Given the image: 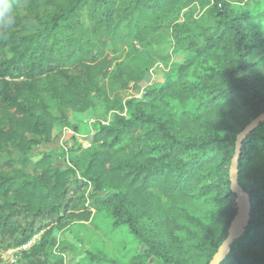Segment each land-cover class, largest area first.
<instances>
[{
    "label": "trees",
    "instance_id": "trees-1",
    "mask_svg": "<svg viewBox=\"0 0 264 264\" xmlns=\"http://www.w3.org/2000/svg\"><path fill=\"white\" fill-rule=\"evenodd\" d=\"M246 1L19 0L0 29V255L38 234L16 264H64L56 233L93 205L144 245L124 264L209 263L236 213L237 136L264 111V73L250 72L264 10ZM170 45L181 62L165 83L124 100ZM95 105L112 117L70 148L69 167L29 159L57 125L76 131L68 112ZM237 180L249 218L220 264H264V119L242 140Z\"/></svg>",
    "mask_w": 264,
    "mask_h": 264
},
{
    "label": "rangeland",
    "instance_id": "rangeland-1",
    "mask_svg": "<svg viewBox=\"0 0 264 264\" xmlns=\"http://www.w3.org/2000/svg\"><path fill=\"white\" fill-rule=\"evenodd\" d=\"M246 5L253 11L264 10V0H247ZM197 14L199 13L196 12L195 15ZM168 50L170 56L166 61L157 62L143 80L137 84L128 85L124 92V100L143 99L148 90L165 83L166 78L173 73L176 64L181 62L178 55L173 54L171 45ZM250 61L255 63L250 72L258 70L264 73V47L255 49L250 56ZM175 107L193 111L196 110V102L191 101L184 105L175 103ZM111 117V112H106L101 105H95L83 113L68 112L69 121L77 127L76 131L57 125L52 140L34 146L29 159L34 162L43 154H49L55 166L69 167L71 159L77 155V153H72L70 148H76L83 142L91 140L97 124H105ZM92 207L93 213L88 221L72 223L56 233L58 245L65 248L63 251L64 264H94L88 261V253L124 264L130 262L136 254L144 252V245L135 239L126 226H114L113 219L107 210L93 205ZM38 237L39 235L36 234L31 239L36 241ZM7 260L3 251L0 255V264H7ZM107 260H103V264H110ZM145 264L160 263L151 257L146 260Z\"/></svg>",
    "mask_w": 264,
    "mask_h": 264
},
{
    "label": "water",
    "instance_id": "water-1",
    "mask_svg": "<svg viewBox=\"0 0 264 264\" xmlns=\"http://www.w3.org/2000/svg\"><path fill=\"white\" fill-rule=\"evenodd\" d=\"M263 119L264 111L259 114L250 124H248L244 128V130L237 136L235 152L231 159L229 167L230 189L236 195V213L229 224L225 239L222 241V243L212 256L208 264H220L225 259V257L229 253L230 244L240 236L244 226L248 221L250 211V199L248 194L242 189L237 180L238 158L240 154L242 140L247 135V133L251 129H253L258 124V122Z\"/></svg>",
    "mask_w": 264,
    "mask_h": 264
},
{
    "label": "clouds",
    "instance_id": "clouds-1",
    "mask_svg": "<svg viewBox=\"0 0 264 264\" xmlns=\"http://www.w3.org/2000/svg\"><path fill=\"white\" fill-rule=\"evenodd\" d=\"M19 6V0H0V29L14 26Z\"/></svg>",
    "mask_w": 264,
    "mask_h": 264
},
{
    "label": "built area",
    "instance_id": "built-area-1",
    "mask_svg": "<svg viewBox=\"0 0 264 264\" xmlns=\"http://www.w3.org/2000/svg\"><path fill=\"white\" fill-rule=\"evenodd\" d=\"M88 147H90V140L85 141L81 144L82 149H86ZM33 241L35 240L30 239L26 244L20 247H16L4 251V255H6L8 258L7 264H15L17 262L16 260L20 258L22 251L28 249Z\"/></svg>",
    "mask_w": 264,
    "mask_h": 264
}]
</instances>
